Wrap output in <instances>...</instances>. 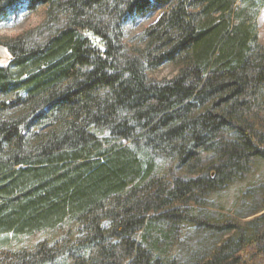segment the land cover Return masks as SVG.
<instances>
[{
    "label": "trees",
    "instance_id": "16d2710c",
    "mask_svg": "<svg viewBox=\"0 0 264 264\" xmlns=\"http://www.w3.org/2000/svg\"><path fill=\"white\" fill-rule=\"evenodd\" d=\"M40 7L0 42V236L57 237L0 264H264V213H194L264 161V0H0V27Z\"/></svg>",
    "mask_w": 264,
    "mask_h": 264
},
{
    "label": "rangeland",
    "instance_id": "374dc122",
    "mask_svg": "<svg viewBox=\"0 0 264 264\" xmlns=\"http://www.w3.org/2000/svg\"><path fill=\"white\" fill-rule=\"evenodd\" d=\"M159 19V16L144 20L135 25H129L125 29V44L129 47H143L140 43L139 35L142 31L154 24ZM45 20V8L40 7L33 12L25 10L20 12L14 22L9 25L0 27V42L14 39L21 36L29 30L39 27ZM259 37L260 42L264 46V10L259 20ZM10 54L7 49L0 45V67L7 66L10 61ZM178 69L173 65H166L157 70L148 73V78L155 82L163 80H171L176 76ZM261 209V212L252 216V213ZM194 213H204L209 219L214 222H234L242 228H245L247 223L261 216L264 213V161L258 159L251 172L241 181L233 183L226 190L213 194L205 207H194ZM193 231L187 229L184 235ZM235 233L229 234L234 236ZM57 235L53 233H42L33 237L7 235L0 236V239L5 240L0 245V251L7 249L18 251L22 248L32 247L35 243L43 239H54ZM197 242V240H196ZM195 240L192 241L196 244ZM187 245H190L187 243ZM192 246V245H191ZM191 249L190 247H187Z\"/></svg>",
    "mask_w": 264,
    "mask_h": 264
}]
</instances>
